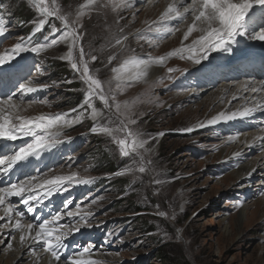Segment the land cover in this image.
Masks as SVG:
<instances>
[{"label": "rangeland", "instance_id": "374dc122", "mask_svg": "<svg viewBox=\"0 0 264 264\" xmlns=\"http://www.w3.org/2000/svg\"><path fill=\"white\" fill-rule=\"evenodd\" d=\"M18 1L27 14H34L29 25H37L34 32L25 35L19 23L5 11L3 17L8 15L11 20L0 19L7 27L5 35L0 36L5 37L0 53L13 48L16 43L34 47L60 35L59 32L55 36L52 34L53 24L61 27L58 19L49 17L40 24L45 18L39 16L32 0ZM161 1L129 0L131 8L114 12L109 0H99L98 5L83 9L85 14L78 18L87 0H55L61 15L70 22L77 21L76 27L83 34L80 44L86 52L97 56L96 61L90 62V71L106 89L111 88L116 93L118 102L128 105L131 118L136 121L129 124V128L138 132L139 138L146 143L144 148L138 149L139 155L124 156L112 137L91 131L93 126L115 127L116 124L110 123L106 115L92 118V108L86 103L85 84L70 62L60 59L67 53L66 44L59 43L38 53L29 51L28 59L35 67L25 80L13 84V91L19 84L31 81L38 88L36 93L44 92L36 97H24L19 114L34 117L67 113L72 120L80 117L78 122L64 128L60 137L63 142L49 150L51 162L48 168L55 162L58 164L37 176L35 184L54 175L67 176L66 172L77 173L76 179L88 180V183L114 176L102 190L95 191L89 186L86 189L88 183L73 181L66 182L53 193L62 192L71 201L68 210L76 211L79 206L81 214L87 216L78 233L90 231L91 235L96 234L99 245L92 252L98 259H104L102 264H264V161L253 177L238 181L234 173L246 160L257 165L261 152L248 148L239 156L227 150L235 148L234 142H227L229 136L242 134L240 132L253 126L236 128L224 121L213 125L205 123L200 127L203 121L220 113L212 106L222 105L227 97L225 94L219 98L222 85L200 91L185 75L184 69L194 65L175 59L176 55L159 66L155 83L128 81L122 90L116 88L113 68H119L133 57L155 58L180 47L182 32L155 31L157 27H164V24L152 23L159 20L166 7V2L164 5ZM47 3L52 6V0ZM149 3L153 9L148 11ZM158 5L161 9H155ZM11 11L13 14V8ZM167 24L169 27L176 25ZM150 25L152 31L148 30ZM41 29H44L40 33L42 38L39 39V35L33 38ZM196 35L194 33L190 40ZM122 36L128 39L122 46L115 45V40ZM152 40L156 43H150ZM109 56L115 57L110 64ZM202 63L206 65L207 60ZM170 67L178 71L169 73ZM72 72H75L74 76H71ZM191 92L196 94L191 95ZM212 92L218 93L214 99H211ZM83 93L84 103L77 106ZM28 101H33V105L29 106ZM227 105L233 106L232 103ZM93 106L101 113L107 111L98 100L93 101ZM119 137L123 138V134ZM38 159L34 158V161ZM103 161L113 162L119 171L110 173L106 168L108 164L101 167ZM141 166L145 168L144 172L139 171ZM125 181L126 185L120 184ZM241 183L243 186H239ZM36 194L44 192L37 189ZM68 220L72 226L79 219ZM6 236L0 234L3 241L0 258L6 254L2 246ZM101 251L108 253V259L100 256ZM161 254L166 256V261H161Z\"/></svg>", "mask_w": 264, "mask_h": 264}, {"label": "snow or ice", "instance_id": "6c2138e0", "mask_svg": "<svg viewBox=\"0 0 264 264\" xmlns=\"http://www.w3.org/2000/svg\"><path fill=\"white\" fill-rule=\"evenodd\" d=\"M143 2V0H142ZM36 10L45 19L39 23L44 24L49 17H55L61 22V27L57 28L52 25V34L55 36L60 33L49 43L40 44L34 47H28L23 42L16 43L13 48L0 53V65L7 64L14 59L15 55L21 52H40L53 45L63 43L68 47L67 53L60 59L70 62L71 68L79 73L80 79L86 86V103L92 108L91 116L95 120L98 116L106 115L110 123H115V127L107 125L93 126L92 132H99L112 139L119 145L120 152L124 156H129L132 153L139 155L138 149L144 148L146 141L139 138L138 132H133L129 128V124H135L136 121L131 118L128 105H122L116 100V93L111 88H105L104 83L90 71V62L97 60L96 55H90L85 48L80 44L82 33L78 31L77 21H69V19L60 14L55 0H52V6H49L47 0H32ZM99 0H87L82 6V10L78 13V18L85 13L83 9H90L98 5ZM112 11L117 12L121 9L131 8L132 4L129 0H109ZM105 7L109 5H104ZM257 6L261 9V15H256ZM176 21V25L169 27L167 22ZM153 24L161 23L164 27H157L156 32L166 34H175L182 31V40L180 47L159 57L148 58H130L126 60L119 68H113L115 73L114 79L117 81V90H122L123 86L128 81H141L147 79L149 68L152 65H163L166 61L176 55L181 58L192 60L195 64H201L202 61L209 59L211 53H231L233 45L240 43L241 39L264 41V0H171L165 9L160 13L159 20L153 21ZM152 31L151 25L148 28ZM7 27L0 20V36H4ZM140 30H138L139 32ZM196 33L194 38L193 34ZM128 39L127 36H122L115 40V45H123V42ZM185 41H190L185 43ZM150 43L155 44L152 40ZM185 54H187L185 56ZM114 56H109L108 63L110 64ZM36 71L39 73L40 68ZM178 71V69L169 68L168 72ZM171 79V77H168ZM244 92L261 93L264 92V84L260 86H251L244 84L241 86ZM38 91L32 82L21 83L15 91L10 90L3 96H0V139L5 141L23 140V137H32L31 142H24L12 154L0 152V175L6 180H0V209L3 215H0V221H6L5 224H0V228H8V236L10 240H16L17 236L13 233H18L19 244L23 247L29 242L40 244L41 252L37 256V264L39 260L47 255L49 257L48 264H60L63 250L66 245L64 241L74 232H79L80 228L86 223L87 216L81 215L79 206L76 211L68 210L69 202L63 205L65 211H57L51 219H43L32 216L34 222L22 223L26 214L36 212V208L32 202H42V198L36 194V189H41L45 198L51 196L54 192L59 191L66 182L71 183H88V180L76 179L77 173H72L69 176L54 175L51 178L44 179L39 184L33 182L37 180L36 175L30 176L25 180H12V174L17 170H22L32 162V159L38 158L42 153L51 150L56 145L63 141L60 137L63 135L64 128L78 122L80 117L75 120L69 118V114L61 113L56 115L41 114L34 117H26L19 114L21 105L25 102L26 94ZM237 99L236 95L232 97ZM248 101V97H242ZM100 101L106 113H101L93 106V101ZM33 101H28L30 104ZM264 111V98L258 99L257 96L251 97V106H244L242 109L230 111L227 114L220 112L212 119L208 120V124H216L222 120L229 121L239 117H250L256 111ZM72 111H75L73 109ZM201 124L200 127H204ZM189 131L191 129H188ZM264 132V128L261 129ZM123 134V138L119 134ZM70 139V138H68ZM254 140L264 142V136L254 137ZM252 145H249L251 147ZM238 155V154H237ZM143 161V156L140 157ZM254 170V169H253ZM140 172H144L143 166L139 167ZM67 190L66 188L64 189ZM28 193L27 195H25ZM11 197H20L19 203L26 206V213L16 208L11 202ZM163 215V213H161ZM65 217L76 218L79 220L72 226L67 222L61 224L60 221ZM84 222V223H81ZM3 241L0 240V243ZM13 245L11 242L7 244L8 248ZM33 254H36L35 249H32ZM92 246H84L74 257H64L70 264H102L101 261H89L84 259L85 254L91 255Z\"/></svg>", "mask_w": 264, "mask_h": 264}, {"label": "bare ground", "instance_id": "6f19581e", "mask_svg": "<svg viewBox=\"0 0 264 264\" xmlns=\"http://www.w3.org/2000/svg\"><path fill=\"white\" fill-rule=\"evenodd\" d=\"M159 1H161V0H159ZM162 1L161 2L164 5H165V2H166V5L169 2H171V0H162ZM151 3H153V2H151ZM161 7H162L161 5H158L155 9H161ZM147 8L148 9H146V10H148V11L153 9L152 8V4L149 3ZM257 10H260V8L258 6H257ZM254 41L264 43V41H258V40H254ZM28 56H29L28 52L19 53L16 56L14 63L10 67L11 68L17 67ZM223 57H224V53H219V52L211 53L210 56H209V59L207 60V64L214 63L216 60H219L220 58H223ZM0 70H3V68H0ZM159 71H160V68H159L158 65H152L149 68V75H148V77L146 79V80H148L149 84L152 83V82L155 83V79L154 78L159 74ZM235 84H238V86L233 89L231 86L235 85ZM244 84H249L251 86H257L258 87L261 84H264V79L252 80V78H250V79H242L238 83H221L222 86H221V91L219 92V98L223 97L222 95H225V94H227V97L224 100V103L222 105H217V107L213 105L212 108H214L217 112H223L224 111L227 114L230 111H236L238 109H242L246 105L247 106H251V97L252 96H257L258 99L264 98V92H261V93L244 92L242 90V87H241ZM195 94L194 93L192 94V92H191V95H195ZM211 94H214L211 99H214V98H216L218 96V93H213L212 92ZM233 95H236L237 99L234 100L232 98ZM27 96L32 98V97L38 96V93H29V94H26L25 97H27ZM238 97H241L240 98V99H242L241 102H240V99ZM242 97H248L249 99H248V101H245ZM228 103H232L233 106L230 105L228 107V105H227ZM32 105L33 104L31 103V106ZM21 106H23V105H21ZM24 106H26V105H24ZM257 115H259V116L256 117ZM250 117H253V118L256 117L255 119H260L261 120V121H259L260 124L258 123L259 126L257 128H254V129H246V130L240 132L242 134H236V135L231 136V137L229 136V138H227V142L228 141L229 142H234L235 143V145H234L235 148L227 149V150H230L231 154H233V155L237 153L239 156H241L249 148L252 151H253V149L254 150H259L261 152L262 156L257 157V160L259 161V163L257 165L249 162L248 160H246L243 163V165L240 166V168L234 173V175H235V177H236V179L238 181H242V179L246 180V179H248L250 177H253L258 171L260 163L262 161H264V143L259 141V140H254V137L264 136V132L261 131V129L264 128V120H263L264 111L258 110L256 112H254ZM261 117H262V119H261ZM240 118L242 119L241 122L238 120ZM247 118L248 117H239L238 116L236 119L231 120V121H232V124H234V126H237V123H239V122H240L241 125H243L245 123L252 122V121H248ZM220 122H224V120H222ZM220 122H218V123H220ZM205 123H206V125H213V124H208L206 120L202 122V124H205ZM230 130H232V129H230ZM27 137H23V140H17V141H14V142L5 141V140L0 139V152H6V150L11 148L13 145H17L18 143H21ZM249 145H252V146L249 147ZM242 150H245V151H242ZM223 151H226L225 146H223ZM226 155H228V152H226ZM26 175H27V173L24 172L21 175V180H24ZM66 175L69 176L71 174L66 172ZM12 176H15L16 180H20V177H19V174H17V171H15L12 174ZM77 177H79V176H77ZM247 183L251 184L252 182L247 181ZM239 186H243V183L239 184ZM13 199H14V197L10 198L11 202H13ZM20 200H21V198L18 197L17 198V203H19ZM20 204H22V203L17 204V206L20 205ZM0 215H3L2 209H0ZM5 223H6V221H0V224H5ZM22 223H29V221H23L22 220ZM60 223L63 224V220L60 221ZM8 232H9L8 228H0V234L3 233L5 235H8ZM13 235L17 236L16 240H10L9 236L8 237L6 236L7 239L2 244V246L4 247V252H6V254L5 253L3 254V257L0 258V262L2 264H17V263H21V264H37V256L41 252V249H40L41 242H37L36 244H32L31 242H29L28 245H25V246L22 247L19 244V241H18V233H13ZM9 242H11L12 245H13L11 248L7 247V244ZM32 249H35V251H36L35 255L33 254ZM88 256L89 255H87L86 257H88ZM91 256L94 257L93 255H91ZM100 256H104L106 259H108L109 255H108V253H106L104 251H101L100 252ZM115 256H116V254L113 255V258H115ZM102 260H104V259H102ZM48 261H49V257L47 255H44V257L39 260V264H48ZM60 264H66V263L61 261Z\"/></svg>", "mask_w": 264, "mask_h": 264}, {"label": "trees", "instance_id": "16d2710c", "mask_svg": "<svg viewBox=\"0 0 264 264\" xmlns=\"http://www.w3.org/2000/svg\"><path fill=\"white\" fill-rule=\"evenodd\" d=\"M8 1H10V2H14L15 3V5H16V8L14 9V17H16V19H19L20 21H24V20H26V21H31L32 20V18H34V14H27L26 12V10H24V6L22 5H20L21 3H20V1H18V0H8ZM75 74L72 72V75L71 76H74ZM80 97H81V95H80ZM77 101V100H76ZM106 164H108L107 165V169L109 170V172L110 173H116L117 171H119L118 169H119V167L116 165V164H113V162H109V161H103L102 162V166L101 167H105V165ZM117 181H119V179H117ZM112 181H110V183H111ZM120 184H122V185H126V181L125 182H121ZM161 261L162 262H164V261H166V256H164V254H161Z\"/></svg>", "mask_w": 264, "mask_h": 264}, {"label": "clouds", "instance_id": "9594fccd", "mask_svg": "<svg viewBox=\"0 0 264 264\" xmlns=\"http://www.w3.org/2000/svg\"><path fill=\"white\" fill-rule=\"evenodd\" d=\"M113 175V174H112ZM114 177V176H113ZM109 184H110V182H109ZM30 222V221H29ZM81 229V228H80ZM61 261H63V260H61ZM64 263H66L65 261H63Z\"/></svg>", "mask_w": 264, "mask_h": 264}]
</instances>
